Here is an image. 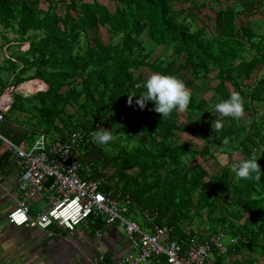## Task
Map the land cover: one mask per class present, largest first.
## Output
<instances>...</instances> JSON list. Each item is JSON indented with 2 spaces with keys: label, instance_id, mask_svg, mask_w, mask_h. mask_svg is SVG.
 Segmentation results:
<instances>
[{
  "label": "trees",
  "instance_id": "trees-1",
  "mask_svg": "<svg viewBox=\"0 0 264 264\" xmlns=\"http://www.w3.org/2000/svg\"><path fill=\"white\" fill-rule=\"evenodd\" d=\"M171 2L0 0L1 47L12 41L16 45L28 42L25 50L4 58L2 65L11 74L5 84L14 88L38 78L46 85L30 96L15 94L0 124L9 121L10 111L20 112L25 104L41 125L37 135L62 139L80 128L84 132L77 156L80 176L102 178L101 189L126 194L130 201L126 215L134 210L146 212L152 221L144 222L145 228L167 226L169 240L195 237L204 242L221 233V239L227 236V241L221 242L227 251L230 247H234L233 252L257 248L264 257V175L259 182L242 180L231 171L232 161L230 166L228 162L218 165L211 174L201 165L210 159L216 161L220 152L237 155L234 163L254 153L264 172V77L250 86L244 82H254L250 75L256 61L238 58L242 43L231 39L234 32L230 28L223 35L224 22L230 23L231 15L220 14L218 25L216 14V29L223 36L205 40L184 18H177L184 10L172 8ZM98 27L106 33L105 42L97 34ZM142 29L150 42L171 46L167 57L151 56L152 50L139 38ZM93 30L95 37L89 34ZM257 42L259 47L261 42ZM207 65L222 77L218 87L228 81L233 91L244 97L250 117L246 127L231 117L216 116L215 105L229 97L223 91L213 105L191 92L185 114L174 111L168 118L153 111L151 101L140 109L138 96L128 104V95L145 91L147 79L138 72L141 68L177 77L184 70L197 77L198 72H207ZM191 81L184 83L190 87ZM194 112L205 117L193 120L189 113ZM216 119L223 124L218 132L212 127ZM193 124L198 129L195 135L190 132ZM97 127L110 128L118 138L95 147L89 134ZM182 132L192 133L202 145L198 148L178 141L176 135ZM106 146L110 148L104 150ZM92 148L100 155L98 159L85 158ZM239 221L237 227L234 222ZM85 223L94 229L104 222L88 215L79 224ZM234 236L239 239L231 246L229 239ZM209 246L215 254L216 248L210 242Z\"/></svg>",
  "mask_w": 264,
  "mask_h": 264
},
{
  "label": "crops",
  "instance_id": "crops-1",
  "mask_svg": "<svg viewBox=\"0 0 264 264\" xmlns=\"http://www.w3.org/2000/svg\"><path fill=\"white\" fill-rule=\"evenodd\" d=\"M171 4L174 9L184 10L177 18H184L192 30L200 31L201 36L205 40H215L218 36L222 37L224 33L229 32L230 28V31L234 32V36L231 39L242 43V51L239 52L238 58L240 60L255 58L254 60L256 61V65L250 75L254 82L249 80H244V82L250 86L258 78L264 77V0H172ZM226 12L228 13L226 14ZM222 13H225V17H228V14L231 15V18L230 23L224 22L223 35L220 36V29H216L215 18L216 14H218L217 24L219 25L220 14ZM144 34V30L142 29L139 38L143 39V44L146 43L145 41L151 44H148V48L152 50L151 56L153 58L161 59L168 56L171 46L152 43L145 39ZM244 34L251 37V39L245 38ZM257 41L261 42L259 47ZM15 43L16 41L8 42L3 44L2 47V43L0 44V48L5 53L1 59L2 63L8 53L11 55L17 52L20 53L28 46V42H24L21 45L18 44L20 46L24 45L23 48H19L20 46L17 47L18 45ZM5 45H7L6 50L4 49ZM156 48H158V51L154 53ZM238 61L236 60L235 63ZM2 63H0V68L4 70V74L8 75V78L6 80L3 79L0 87L11 79V74L6 71V65H2ZM145 69L141 68L138 71L141 72L142 77ZM206 69L207 72L205 74L198 72L197 77H193L188 71H181L188 74L184 78V82L192 80L191 86L188 89L198 98H202L209 105H213L218 100V96L220 95L221 97L222 91L230 95L233 88L228 81L224 82L222 88L218 87L220 85L219 82L222 80L217 76L216 69L211 65H207ZM147 72L155 73L151 70H147ZM144 78L148 79V76ZM36 81H39L41 84H35ZM25 82L18 84L14 88L10 84H5L6 86L2 85L3 87L0 88V91L5 89L4 87H11L13 89L11 98L13 99V93L30 96L46 87L45 83L38 78H32ZM20 85L21 87H19ZM208 96L214 99V102H210L207 99ZM9 105L6 107L7 109ZM68 111H71V109H68ZM244 117L247 118L246 122H244L246 127L250 123L248 110H245ZM36 120V115L27 108H23L20 112L13 111L10 120L3 121L0 124V133L14 141L22 142L27 148L41 130ZM236 123L244 126V124L238 123V119ZM184 133L187 132H182V134ZM182 138L184 137L182 136ZM182 138L180 137L178 141L184 142L185 138ZM50 140L51 136L46 135L45 142L47 143ZM186 141L194 147L199 148L202 145V141L198 138L192 137L191 140L187 139ZM214 152L213 154L215 155L217 152ZM216 155L219 162L218 165L228 162L227 165L230 166L229 162L232 161L234 163L238 158L237 155L232 154L228 156L221 152ZM220 157L223 159V162H221ZM16 173L17 170L12 156L6 150V147L0 143V242L2 243L0 244V264H86L88 259L96 253H103L108 261H112L123 254L133 252L130 248L126 232L116 224L103 223L99 227L92 229L85 223L79 224L74 230L68 232L51 229L50 227L46 231H43L29 226H14L7 223L5 215L14 207L18 197ZM43 200L44 194H37L35 196L31 201L32 205L30 208L28 207L30 216L35 215L36 211L44 206L45 200L41 204ZM144 224L143 220L138 225L140 228L145 229ZM234 224L238 227L240 221L234 222ZM95 230L98 231V235L95 233ZM231 246H235V244ZM233 248L230 247L228 249L222 264H264V257L260 255L257 248L250 250L243 249L237 252H233Z\"/></svg>",
  "mask_w": 264,
  "mask_h": 264
},
{
  "label": "built area",
  "instance_id": "built-area-1",
  "mask_svg": "<svg viewBox=\"0 0 264 264\" xmlns=\"http://www.w3.org/2000/svg\"><path fill=\"white\" fill-rule=\"evenodd\" d=\"M12 91L8 86L0 93V122L12 101ZM83 137L84 132L80 128L66 133L62 139L47 143L39 134L26 148L22 142L0 133V143L12 156L17 170L18 197L14 207L5 215L7 223L43 231L56 226V229L70 232L84 218L92 215L101 217L105 224H116L123 228L134 254H123L108 261L103 253H96L86 264H222L227 250L221 243V233L204 242H199L195 237H189L186 241L169 240L170 229L167 226L152 225L151 229H142L126 217L130 203L126 194L117 192L114 195L112 189H101L102 178L81 177L77 156ZM38 141L42 146L37 145ZM37 194H44L45 205L32 217L28 207ZM141 212L144 222L151 224L152 217ZM238 239V236H234L229 242L234 245ZM208 241L216 248L215 254L210 251ZM216 255L221 256L222 260H216Z\"/></svg>",
  "mask_w": 264,
  "mask_h": 264
},
{
  "label": "clouds",
  "instance_id": "clouds-1",
  "mask_svg": "<svg viewBox=\"0 0 264 264\" xmlns=\"http://www.w3.org/2000/svg\"><path fill=\"white\" fill-rule=\"evenodd\" d=\"M141 87L137 85V88ZM145 91L136 95L135 93L128 95V104H132V97L138 96L136 104L140 109H144L149 101L153 102L155 107L152 109L160 114L162 118L170 117L174 111L184 112L188 109L191 102L192 93L183 80L173 75H163L153 73L148 77L143 85ZM244 97L238 91H232L229 97L215 105V112L221 117H231L240 119L245 112ZM199 119V118H198ZM215 131L223 128L221 120L216 119L212 125ZM92 142L99 145H107L116 137L109 129L97 127L90 134ZM225 145L229 143L225 138ZM38 146H42L37 142ZM231 171L242 180H252L259 182L264 172L258 163L257 156L253 153L249 158H241L237 163L231 165Z\"/></svg>",
  "mask_w": 264,
  "mask_h": 264
},
{
  "label": "rangeland",
  "instance_id": "rangeland-1",
  "mask_svg": "<svg viewBox=\"0 0 264 264\" xmlns=\"http://www.w3.org/2000/svg\"><path fill=\"white\" fill-rule=\"evenodd\" d=\"M101 1V0H100ZM104 2V1H103ZM104 4H106V2H104ZM98 32H97V34L100 36V38L105 42L106 41V33H105V31H104V29L103 28H99L98 27ZM89 34H91V35H93V37H95V35H96V31L95 30H93L92 32H90ZM7 36H9V37H11V36H13L11 33H7ZM146 43L144 44V46H146L147 48H148V44L149 45H151L148 41H145ZM1 43H3V40H2V38H0V44ZM24 47V45H22V46H20L19 48H23ZM157 51H158V48H156V50L154 51V53L156 52L157 53ZM5 55V53H4V50L2 49V48H0V63H2L1 62V59H2V57ZM7 62V61H6ZM9 63V62H8ZM2 64H5V63H2ZM150 75H152V73H148L147 72V70L145 69V71H144V75H143V77H145V76H150ZM186 76H188V74H187V72H184V71H181L180 72V74H179V78L181 79V80H183L184 81V78L186 77ZM8 78V75H6V73L4 74V70L2 69V68H0V84L3 82V79L4 80H6ZM220 79H222V77H220ZM25 83H27V82H25ZM24 84V83H23ZM22 84V85H23ZM19 87H21V85L19 86ZM21 90H23V89H21ZM16 98V95H15V93H13V100ZM207 99L208 100H210V102H214V99H212V98H210L209 96L207 97ZM217 100V99H216ZM215 103H216V101H215ZM18 104H20L21 105V102H19ZM10 106V105H9ZM23 107H24V109H26V108H28L25 104H23ZM7 109V108H6ZM14 110H12V111H10L9 112V115H8V118H9V120H10V118H11V113L13 112ZM18 111V110H17ZM190 114V117L193 119V118H195V119H193V120H196V121H199V119H201V118H204L205 116H203L202 114H200V113H197V112H194V113H189ZM216 116L219 118L220 117V115L219 114H217L216 113ZM243 117H244V115H243ZM241 117L240 119H238V123H241V124H244V126H245V123L244 122H246V117ZM199 118V119H198ZM183 119H184V116H182L181 115V118H180V120L181 121H183ZM236 122H237V119H234ZM214 123V121H212V124ZM34 125V124H33ZM39 126H41L40 125V123H38V127ZM200 127H202V126H200ZM105 129H109L110 130V128H108V127H106ZM191 131L190 132H192L193 131V133H196L197 131H198V129H196L195 128V126L193 125L191 128ZM192 135V133H190V134H188V133H184V134H182V133H178L176 136H177V138L178 139H180V137L182 138V136L185 138H182V139H184V142H187L186 140L187 139H189V140H191L192 139V137L193 136H191ZM195 135V134H194ZM116 137V139L118 138L117 136H115ZM116 139H114L113 141H115ZM194 140V139H193ZM95 147H101V145H98L97 144V146H95ZM110 148V146H106V147H103V149L105 150V149H109ZM217 156V155H216ZM100 157V155L98 154V152H97V150L95 149V148H92V149H90L88 152H87V154L85 155V158H87V159H89V160H95V159H98ZM220 160H221V162H223V159H221V157H220ZM218 159H217V157H216V161H212V160H208V161H205V162H202V166H203V168H204V170L206 171V173L207 174H211V173H213V171L217 168V166H218ZM45 200V199H44ZM44 200L41 202V204L44 202ZM32 205V202L29 204V208H30V206ZM44 205H45V203H44ZM33 207V206H32ZM39 210H40V208H39ZM39 210L38 211H36V213H35V215H33L32 217H35L36 215H37V213L39 212ZM191 216V218H193V219H195L192 215H190ZM126 217L128 218V219H131V220H133V221H135L137 224H141L142 222H143V215H142V212L141 211H139V210H134V211H132L131 213H130V215H126ZM23 226H25V225H23ZM79 225H76L75 227H78ZM195 228H197L198 227V225L197 224H194L193 225ZM50 228L51 229H56L57 227L56 226H50ZM227 236L225 235L224 237H222V239H221V242H226L227 241ZM0 241H1V239H0ZM0 244H2L1 242H0ZM133 254H134V251H133Z\"/></svg>",
  "mask_w": 264,
  "mask_h": 264
},
{
  "label": "snow or ice",
  "instance_id": "snow-or-ice-1",
  "mask_svg": "<svg viewBox=\"0 0 264 264\" xmlns=\"http://www.w3.org/2000/svg\"><path fill=\"white\" fill-rule=\"evenodd\" d=\"M22 219V218H21Z\"/></svg>",
  "mask_w": 264,
  "mask_h": 264
}]
</instances>
